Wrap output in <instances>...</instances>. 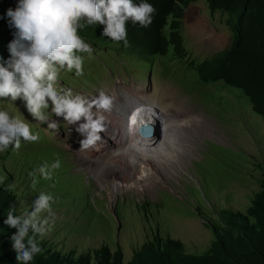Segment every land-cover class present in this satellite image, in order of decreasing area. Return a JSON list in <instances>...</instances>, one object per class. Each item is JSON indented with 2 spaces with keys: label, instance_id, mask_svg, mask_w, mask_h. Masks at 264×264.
I'll return each instance as SVG.
<instances>
[{
  "label": "rangeland",
  "instance_id": "374dc122",
  "mask_svg": "<svg viewBox=\"0 0 264 264\" xmlns=\"http://www.w3.org/2000/svg\"><path fill=\"white\" fill-rule=\"evenodd\" d=\"M185 12L187 18H181L179 32L190 57L196 60L210 58L231 46L233 31L226 19L234 21L236 12L211 11L206 0H195ZM167 30V27L163 28L166 36ZM103 45L105 43L100 44L101 51L94 50L91 59L84 54L83 69L86 70L83 75L78 77L74 71L65 73V77L61 75L62 85L90 98L116 86L138 88L146 93H151L153 87L161 89L164 101L173 103L172 112H165V116L173 117L175 121L190 119V124L184 125L188 123L184 120V124L179 125L185 131L180 136L181 150L177 149L179 143L169 147V154L180 157L177 165L181 164V159L182 164L176 166L172 163L169 170L162 167L155 170L154 164L155 176L137 183L140 175L135 177L130 170L127 175L121 174L123 187L118 188L117 183L115 188L114 182L111 183L113 191L109 185L110 176L103 172L101 160L97 163L94 157H88V149H80L81 140L74 132L76 126H67L64 118L55 114L50 119L59 123L58 130L49 129L47 122L37 125L30 113H25L28 112L25 101L23 105L19 98L12 103L0 100V109H7L22 119H31L30 124H36V128H41L47 136L45 138L39 130V142L29 143L30 146L22 141L30 153L25 157L22 156L25 153L20 156L15 153L9 160L20 159L19 166L30 172L45 163L51 165L60 161V167L53 171L55 178L44 179L37 172L38 178L29 182L32 185L29 191L32 192L38 181L41 182L42 190L38 191L36 199L41 192H50L54 198L51 213L56 211L57 217L51 219L52 224L48 222L50 231L43 238L48 239L50 245L58 241L61 252L73 249L76 254L102 244L110 250L119 247L121 264H126L133 251L157 228L161 236L179 240L186 253H203L210 247L212 233L209 226L218 225L219 212L244 211L254 193L261 189L264 120L250 109L239 89L220 82L202 85L186 66L179 65V59L169 61L172 56L170 43L164 54L148 56L144 62V57H128L127 62L135 72L121 67L120 63L125 61L118 58V51L106 55ZM151 58L156 62L147 84V65H150ZM169 68L172 72L166 75ZM156 103L162 118L163 107L160 101ZM48 111H51V103ZM163 125L166 130L165 121ZM116 144L117 141H112L111 147ZM165 149L167 145L153 151L146 160L155 156L161 159ZM54 151L59 154L56 158H52ZM88 158L92 160L90 163ZM62 161L67 165L62 166ZM54 193L60 196L55 197ZM29 198L30 195L24 200ZM57 200L65 204L59 206ZM58 221L62 224L61 230L57 229Z\"/></svg>",
  "mask_w": 264,
  "mask_h": 264
},
{
  "label": "clouds",
  "instance_id": "9594fccd",
  "mask_svg": "<svg viewBox=\"0 0 264 264\" xmlns=\"http://www.w3.org/2000/svg\"><path fill=\"white\" fill-rule=\"evenodd\" d=\"M191 3L183 9L182 17L187 18L185 9ZM156 12L154 5L146 0H142L138 5L133 3V0H18L16 8H9L6 13L9 27L14 28L15 31L14 38L7 46L9 58L4 60L0 57V100H8L12 103L18 98L22 99L26 103L28 113L38 122L37 125L47 122L46 126L49 129H59V123L50 119L52 114L57 117L62 116L67 126L75 125L83 118L85 122L79 123L76 127V131L84 136L80 141V149L91 151L90 148H96L98 142H102L100 133L107 130V119L104 114L113 110L114 97L100 91L98 95L90 98L74 93L71 88L62 85V72L74 71L78 77L83 75V71L86 70L83 69L86 58L84 54L88 59L93 55L92 46L85 42L79 32L88 26L104 25V36L117 44L123 42L127 47V22L131 20L134 25L138 24L146 29L151 26ZM113 51L114 49L107 50L104 53L109 55V52ZM121 59L125 61L120 63L121 67L134 71L128 66L127 59ZM148 68L145 80L147 84L153 70L151 62ZM142 91L146 94L145 90ZM135 109L136 107L130 108L127 112L128 116L133 115V122L140 120ZM143 110L152 116V122L139 123L134 133L143 144L148 145L156 138L160 120L159 114L154 112L156 110L153 105L147 104ZM144 116L146 118L147 114ZM26 119L12 114L7 109H0V155L10 148L19 151L22 141L24 144L39 142V133L32 131L28 122L31 119ZM143 123L150 126L148 136H141L137 132V127ZM14 165L16 168L20 167V160ZM66 165L67 162L64 166ZM59 167L60 161L57 160L51 165L45 163L29 173L36 179L38 178L36 173L39 172L44 179L50 180L55 178L53 171ZM3 168L10 172L16 169L8 159ZM4 175L5 172L0 167V182L4 181ZM53 181L58 183V180ZM13 182L14 180L10 183L12 188L16 185ZM17 188L19 186H15V189ZM41 190V182L38 181L33 192L29 191L30 198L27 201L23 200L21 207L18 208L21 214L14 215V209L10 210L4 221L6 225L17 229L11 240L13 249L17 252V260L22 264H29L35 256L43 253L36 236L43 239L48 247L59 249V242L55 241V238L54 245H50V241L43 238L50 231L47 227L48 222L52 224L51 219L57 215H55L56 211L54 214L51 213L54 198L50 192L48 194L41 192L36 199L38 191ZM54 196L60 195L54 193ZM31 201H34L33 206ZM57 202L59 206L65 204L62 200ZM57 229H62L60 221L57 222ZM58 233L59 231L56 233V238ZM25 238H27V246L24 242Z\"/></svg>",
  "mask_w": 264,
  "mask_h": 264
},
{
  "label": "trees",
  "instance_id": "16d2710c",
  "mask_svg": "<svg viewBox=\"0 0 264 264\" xmlns=\"http://www.w3.org/2000/svg\"><path fill=\"white\" fill-rule=\"evenodd\" d=\"M193 1L146 0L157 9L153 22L145 29L129 20L127 47L123 42L117 44L104 36V25L88 26L80 30L79 34L85 42L90 43L93 53L94 50H100L101 43H105L102 46L105 52L114 49L121 58L128 60L131 55L144 57L143 62L148 56L164 54L170 43L172 56L169 61L179 59V65L186 66L189 73L202 85L220 82L224 86L239 89L250 109L264 120V0H206L211 11L236 12L237 16L234 21L226 19L233 31L231 46L201 60L190 57L186 52L179 32L183 9ZM141 2L142 0H133L137 5ZM17 3L18 0H0V57L4 60L10 56L7 46L14 38L15 31L9 27L6 13L9 8L15 9ZM164 27L168 29L167 36L163 33ZM150 62L153 67L156 61L151 58ZM170 72L172 68L165 73L168 75ZM65 73L66 71L61 73L62 77H65ZM23 102L22 100V104ZM35 126L31 124L32 131L38 132L40 129ZM43 136L47 138L44 134ZM56 149L62 152V149ZM15 153L19 156L25 153L22 155L25 157L30 149L27 150L22 145L19 151L10 148L0 155V167L5 172L4 181L0 182V264H22L17 260V252L13 249L11 240L17 229L6 225L4 221L10 210L14 209V215L21 214L18 208L24 200L22 195H29L32 186L29 182L35 179L26 168H16L14 164L20 159L14 162L9 160ZM57 155L58 151H54L52 158ZM7 159L16 168L13 172L3 168ZM262 174L261 189L254 193L244 211L219 212L218 225L209 226L212 240L207 251L200 254L186 253L179 240L161 236L156 228L155 233L133 251L126 264H264V170ZM13 180V184L19 188L10 186ZM34 201H31V205ZM29 234L31 235V230ZM36 240L43 253L35 256L29 264H121L119 247L110 250L102 244L76 254L72 249L61 252L60 249L48 247L37 236ZM24 242L27 246V238Z\"/></svg>",
  "mask_w": 264,
  "mask_h": 264
},
{
  "label": "bare ground",
  "instance_id": "6f19581e",
  "mask_svg": "<svg viewBox=\"0 0 264 264\" xmlns=\"http://www.w3.org/2000/svg\"><path fill=\"white\" fill-rule=\"evenodd\" d=\"M126 87L125 85L109 88L106 87L107 89H105L104 92L114 97L113 110L111 113L104 114L107 119V130L100 133L102 142H98V146L96 148H90L92 149L91 151L86 150V152H88V157H94L97 160V163L99 160H101L103 172L107 176H110L109 185L113 191H115V189H113L111 183L114 182L113 184L115 188L117 183L119 184L118 188L123 187V175L121 174L127 175L130 170L131 173H133V176L136 177L140 175V178H137L139 180L135 181V183H137L140 180L148 181L153 176H155V172L153 170L154 164L155 170H157L158 167L159 169L162 167V169L169 170V166H172V163H175L176 166H180L182 164V159L181 164L177 165V161L180 159V157L178 155L169 154L171 153V149H169V147H175V145L179 143V145H177V149H179V151L181 150L183 145L181 144L180 136L185 131H183L179 125H183L184 120L188 122L184 125L190 124V119L188 118H181L183 121L180 119L175 121L173 117L165 116L167 115L165 112H172L171 108L173 103L164 101V99L161 97L163 94H160V92H162L161 89H156L153 87L151 93L148 92L150 94H145L141 89L138 90V88L129 87L127 89ZM98 94L99 93L96 95ZM158 101H160L161 107H163V109H161V113H163L162 118L160 117L158 110V103H156ZM147 104H151L155 107L156 111L154 112L159 114L160 120V126L156 138L151 144L148 145L143 144L138 136L134 133L135 128L139 123L146 121L149 122L152 119V116L143 110L144 106ZM134 107H136L135 112L137 113V117L140 119L136 122H133V115L128 116L127 114L128 110ZM146 114L147 116L145 118L144 115ZM81 120L82 121L79 122H85L83 118ZM164 121L166 130H163ZM78 124H75L74 127H77ZM169 125H173V127H169ZM76 127L74 132L79 136L80 140L84 139V136L76 131ZM112 141H117V144L114 147H111ZM166 145L167 149H165V154L161 159L155 156L154 159L150 161L146 160L149 159V155H153V151L164 148ZM88 159L90 160H88L90 163L92 160L90 158ZM97 170H100V167H97ZM171 171H173V169H171Z\"/></svg>",
  "mask_w": 264,
  "mask_h": 264
},
{
  "label": "water",
  "instance_id": "95a60500",
  "mask_svg": "<svg viewBox=\"0 0 264 264\" xmlns=\"http://www.w3.org/2000/svg\"><path fill=\"white\" fill-rule=\"evenodd\" d=\"M137 132L140 133L141 136H148L150 133V126L148 124H140L137 127Z\"/></svg>",
  "mask_w": 264,
  "mask_h": 264
}]
</instances>
